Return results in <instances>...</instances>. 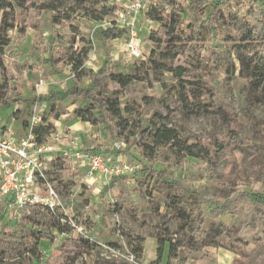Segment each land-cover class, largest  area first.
<instances>
[{"label":"rangeland","instance_id":"obj_1","mask_svg":"<svg viewBox=\"0 0 264 264\" xmlns=\"http://www.w3.org/2000/svg\"><path fill=\"white\" fill-rule=\"evenodd\" d=\"M89 1L95 5L96 0ZM148 1L150 7H157L163 20L141 16L134 34L122 28L123 35L111 39L104 36V30L116 26L113 13L93 20L84 16L76 0H63L59 10L69 12V20L53 25L52 12L44 9L40 17L31 16V26L22 41L7 48L4 60L11 77V101L0 104V119L5 127L17 135H27L34 118L45 117L48 121L57 115L51 133L59 136L58 142L66 150L78 142L83 150L105 156L108 164L128 168L110 178L101 175L88 179L85 168L49 165L47 178L58 192L61 208L56 214L39 207L11 214L1 207L0 264H150L156 259L155 252L148 260L152 242L157 246V236L174 238L184 226L173 216L178 208L193 218H202L199 230L203 237L210 236L214 221L230 223L235 204L218 201L221 189H227L219 175L226 174L232 162L248 166L255 151L231 144L207 163L161 146L154 157L143 158L142 151L146 150L142 144L151 143L143 129L156 124L159 115L166 116L167 125L209 149L210 142L227 134L228 123L211 113L183 110L179 95L170 91L176 81L175 69L181 67L186 69L184 77L215 85L217 97L227 94L246 110L244 117L237 116L242 120L238 135L243 143L264 144V138L253 139V124L264 126V89L245 100V80L237 73L232 76L225 72L235 61L231 46L237 41L236 36L229 39L228 35H233L242 23L217 18L219 9L233 16L245 15L251 0H207L203 18L195 0ZM172 12L183 17L180 40H172L164 26ZM16 38L14 32L13 42ZM129 43L138 46L144 58L133 57L127 48ZM81 47L89 51L83 64L84 75L75 82L70 65L60 57L76 54ZM103 67L134 73L141 79L121 87L103 78L93 87V79L98 76L95 73ZM84 88H90L94 97H119L121 118L105 111L103 122L97 124L77 118L73 109L87 104L79 93ZM237 187L264 193V183L254 177L246 178ZM58 226L68 231L59 232L55 228ZM139 237L144 238L143 251L134 253ZM207 250L216 264H264V244L259 248L255 244L247 257L223 247ZM167 255L168 243L162 263ZM173 264H194V260L180 247Z\"/></svg>","mask_w":264,"mask_h":264},{"label":"trees","instance_id":"obj_2","mask_svg":"<svg viewBox=\"0 0 264 264\" xmlns=\"http://www.w3.org/2000/svg\"><path fill=\"white\" fill-rule=\"evenodd\" d=\"M113 0H76L87 18L93 20H102L108 14L116 11V4ZM199 5V15L203 18V7L207 5V0H195ZM63 0H0V104L9 103V83L11 77L8 75L5 65L4 55L8 56V47L13 43H20L27 35L31 26L30 18L32 15L40 17L41 11L48 9L52 12L51 22L53 25L59 24L62 20H69V12L59 10ZM101 4V5H100ZM219 20L235 19L242 25L234 30L233 35H228L229 39L234 36L237 39L232 44V56L235 61L230 67L225 69L226 73L243 78L247 85V90L242 94L243 99L250 100L256 94L264 89V0L259 3L257 0H251V5L247 8L245 15L233 16L232 12L219 9ZM151 20L162 21L160 11L157 7L152 6L147 12ZM182 14L172 12L168 15L164 26L167 33L172 35V40H180V26L183 24ZM203 22H206L205 19ZM209 28V25L205 23ZM120 27L114 26L104 30L106 38H117L123 35ZM17 33V38L13 42V33ZM79 34V33H78ZM83 41V37H81ZM197 50V49H195ZM87 47H81L76 54L66 59L73 71V79L76 82L83 77V64L88 54ZM148 58V57H147ZM150 61L155 62L151 57ZM195 60V59H193ZM105 66V65H104ZM185 68L175 69V83L170 91L179 95L183 110L187 113H211L222 121L228 123V132L225 136L217 137L210 142V149L202 142H191L190 139L180 134L175 128L167 125L164 121L166 116L159 115V121L156 124L148 125L143 132L151 139V143H143L142 146L146 151H142L143 158H152L156 155V150L161 146L175 148L179 154L200 158L207 163L213 162L215 155L227 149L231 144L234 146H245L255 151V156L250 160L248 166L239 165L232 162L231 168L226 174L219 175V181L227 187L221 189L218 195V201L227 203L234 201V208L231 211V221L224 224L221 221L212 223V233L209 237L200 235L199 226L202 218L199 216L193 218L189 213L178 208L173 216L182 220L184 226L175 232L174 238H165L157 236L156 259L150 264H173L178 249L183 248L184 253L194 260V264H216L214 257L209 254L208 248L223 247L234 252L237 256H249L256 244L258 248L264 244V193L256 194L245 191L237 186L242 185L248 177H254L264 183V144L243 143L239 138V129L242 120L237 116L244 117L246 110L231 96L225 94L217 97L215 85L207 86L204 82L184 77ZM98 75L93 79V87L98 86L99 80L108 78L117 82L121 87L127 86L133 80L141 79L134 73H122L101 68L95 73ZM90 88L80 89L85 100L86 106L73 109L74 115L82 121H88L92 124L103 122L102 112H108L114 117L121 118L119 97L104 96L101 98L94 97L90 93ZM75 93V92H74ZM129 107L126 106L125 110ZM94 110L96 113H94ZM58 118L55 115L51 120L46 121L45 117L41 122L32 128V132L38 142L43 141L47 135L54 131V120ZM253 139L263 140L264 126L253 124ZM257 144V143H256ZM147 152V153H146ZM67 165L70 169V160L65 156L57 155L52 162V166ZM72 169V168H71ZM236 186V187H235ZM236 192V193H234ZM5 212V210L3 211ZM193 224L191 228L189 225ZM166 228V222L164 223ZM59 232H66L68 228L63 226L55 227ZM182 240H184L182 244ZM143 237H139V243L133 248L134 253L143 251ZM168 243V255L165 263H162V256L165 244ZM139 256V255H138ZM137 256V257H138ZM236 258L233 260V262Z\"/></svg>","mask_w":264,"mask_h":264},{"label":"built area","instance_id":"obj_3","mask_svg":"<svg viewBox=\"0 0 264 264\" xmlns=\"http://www.w3.org/2000/svg\"><path fill=\"white\" fill-rule=\"evenodd\" d=\"M112 3L117 6L115 25L131 29L132 34L141 16L147 15L150 9L148 0H113ZM127 48L133 57H143L138 46L129 43ZM41 120L40 117L34 118L33 123L37 125ZM33 123L27 135H17L0 119V208L8 213L17 214L28 207H39L52 214L60 210L58 192L46 174L57 155L68 158L72 169L85 168L88 179L101 175L110 178L128 168L127 165L108 164L105 156L83 150L78 142L66 150L58 142L59 136L53 133L38 142L32 132Z\"/></svg>","mask_w":264,"mask_h":264},{"label":"crops","instance_id":"obj_4","mask_svg":"<svg viewBox=\"0 0 264 264\" xmlns=\"http://www.w3.org/2000/svg\"><path fill=\"white\" fill-rule=\"evenodd\" d=\"M151 247H152L153 251H152V254H151L150 258L148 259L149 261L153 258L154 254H155V252H156V248H155V246L153 245V242H152V244H151ZM156 247H157V246H156Z\"/></svg>","mask_w":264,"mask_h":264}]
</instances>
